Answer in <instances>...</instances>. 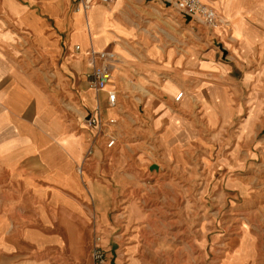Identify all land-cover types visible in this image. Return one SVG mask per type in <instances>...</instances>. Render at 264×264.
Here are the masks:
<instances>
[{
  "label": "rangeland",
  "instance_id": "1",
  "mask_svg": "<svg viewBox=\"0 0 264 264\" xmlns=\"http://www.w3.org/2000/svg\"><path fill=\"white\" fill-rule=\"evenodd\" d=\"M127 6L136 59L120 72L126 59L118 56L119 104L108 113L117 120L110 165L130 185L115 212H97L105 223L94 216L84 255L73 263L63 252L53 264H95L93 250L102 264H264V28L253 27L258 42L238 29L248 10L240 0H218L214 28L183 20L161 0ZM109 26L103 19L101 34ZM191 52L199 61L215 55L216 68L190 69ZM161 53L184 65L174 68ZM37 76L54 79L52 68ZM178 117L194 134L186 144L173 135Z\"/></svg>",
  "mask_w": 264,
  "mask_h": 264
},
{
  "label": "crops",
  "instance_id": "2",
  "mask_svg": "<svg viewBox=\"0 0 264 264\" xmlns=\"http://www.w3.org/2000/svg\"><path fill=\"white\" fill-rule=\"evenodd\" d=\"M127 1L95 2L79 15L78 0H0V264H53L63 252L77 262L94 216L105 223L106 214L97 212H115L130 185L119 174V164L110 165L114 148L104 151L97 139L91 157L84 159L89 139L96 135L85 118L99 107L103 119H110L111 109L105 92L87 88L89 53L113 52L114 65L117 56L126 59L120 72L136 59L131 44L138 33ZM200 1L221 15L218 0ZM240 2L248 10L238 29L248 28L256 40L253 27L264 28V0ZM230 7L227 12L234 11ZM103 19L111 25L106 35L101 34ZM167 54L161 53V59L180 70L183 59ZM144 56L157 61L146 57V51ZM206 57L199 61L198 53L191 52L188 67L209 64L215 69V55ZM51 68V83L37 76ZM122 79L111 75L106 89L119 93ZM183 107L188 109L186 101ZM173 135L183 144L194 136L182 118ZM104 264H110L109 258Z\"/></svg>",
  "mask_w": 264,
  "mask_h": 264
},
{
  "label": "built area",
  "instance_id": "3",
  "mask_svg": "<svg viewBox=\"0 0 264 264\" xmlns=\"http://www.w3.org/2000/svg\"><path fill=\"white\" fill-rule=\"evenodd\" d=\"M111 0H78V10L82 8L83 11H88L91 5L95 2L100 4H108ZM164 5L165 2L169 4L183 20L188 19V22H195L201 24L207 28H214L217 23V15L207 5L203 4L200 0H161ZM78 51L79 47H75ZM90 70L85 75V81L87 88L95 92H105L106 104L108 108H116L119 104V93L116 89L107 90V85L111 79L114 63L116 62V56L113 52L103 51L89 53ZM183 97V93L180 92L174 99V102L178 103ZM84 124L88 129L94 130L95 138L89 139L88 148L85 151L84 159L87 160L93 153V146L97 143V139L103 142V149L106 152H110L115 147V138L113 136L114 131H109L111 126L116 124V120L110 118L103 119L102 110L96 107L88 117L85 118ZM92 260L95 264H102L104 262L103 254L100 251H92Z\"/></svg>",
  "mask_w": 264,
  "mask_h": 264
},
{
  "label": "bare ground",
  "instance_id": "4",
  "mask_svg": "<svg viewBox=\"0 0 264 264\" xmlns=\"http://www.w3.org/2000/svg\"><path fill=\"white\" fill-rule=\"evenodd\" d=\"M79 12H82L83 13V10H82V8H79V10H78ZM223 49L224 50H227L226 48H225V46H223ZM228 51V50H227ZM229 57V56H228ZM229 59V58H228ZM117 60H118V56H117ZM114 69H115V65H114ZM113 72H114V70H113ZM112 79H113V74H112ZM112 119H114V118H112ZM114 120H116V119H114ZM117 121V120H116ZM158 167V166H157Z\"/></svg>",
  "mask_w": 264,
  "mask_h": 264
},
{
  "label": "water",
  "instance_id": "5",
  "mask_svg": "<svg viewBox=\"0 0 264 264\" xmlns=\"http://www.w3.org/2000/svg\"><path fill=\"white\" fill-rule=\"evenodd\" d=\"M146 2L152 1V0H145ZM166 6H169L167 2L164 3Z\"/></svg>",
  "mask_w": 264,
  "mask_h": 264
}]
</instances>
